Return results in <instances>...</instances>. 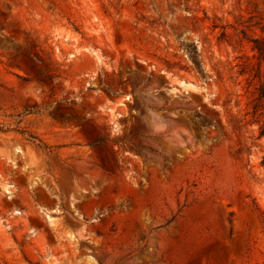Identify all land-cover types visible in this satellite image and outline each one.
I'll return each instance as SVG.
<instances>
[{
	"label": "rangeland",
	"instance_id": "1",
	"mask_svg": "<svg viewBox=\"0 0 264 264\" xmlns=\"http://www.w3.org/2000/svg\"><path fill=\"white\" fill-rule=\"evenodd\" d=\"M255 40L264 0H0V264H264Z\"/></svg>",
	"mask_w": 264,
	"mask_h": 264
},
{
	"label": "trees",
	"instance_id": "2",
	"mask_svg": "<svg viewBox=\"0 0 264 264\" xmlns=\"http://www.w3.org/2000/svg\"><path fill=\"white\" fill-rule=\"evenodd\" d=\"M254 43L256 44V48L259 50L261 56L264 58V47H262L263 42L261 40H255ZM259 92V98L264 103V84L261 85ZM44 149H48V147L45 145Z\"/></svg>",
	"mask_w": 264,
	"mask_h": 264
}]
</instances>
